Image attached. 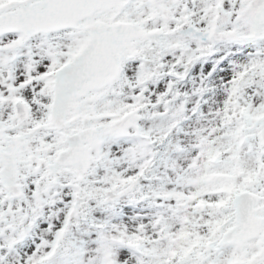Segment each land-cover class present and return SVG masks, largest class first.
Masks as SVG:
<instances>
[{
  "label": "snow or ice",
  "instance_id": "obj_1",
  "mask_svg": "<svg viewBox=\"0 0 264 264\" xmlns=\"http://www.w3.org/2000/svg\"><path fill=\"white\" fill-rule=\"evenodd\" d=\"M0 264H264V0H0Z\"/></svg>",
  "mask_w": 264,
  "mask_h": 264
}]
</instances>
